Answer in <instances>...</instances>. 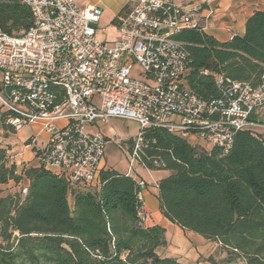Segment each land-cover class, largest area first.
<instances>
[{
  "label": "trees",
  "instance_id": "trees-1",
  "mask_svg": "<svg viewBox=\"0 0 264 264\" xmlns=\"http://www.w3.org/2000/svg\"><path fill=\"white\" fill-rule=\"evenodd\" d=\"M31 24L26 5L0 0L1 32L17 34ZM173 38L189 52L186 81L200 99L220 95L218 76L253 86L262 82L264 9L247 18L243 35L225 42L201 27L181 29ZM52 89L61 103L63 89ZM0 126L14 132L4 114ZM142 135L143 145L135 153L132 138L123 144H130L137 164L170 172L157 182L162 216L218 243L227 262L264 264V137L242 130L227 151H206L162 127L144 129ZM32 143L31 137L25 140ZM32 150L35 156L40 151ZM98 179L95 188L69 187L41 164L19 169L8 147L0 144V264H184L157 253L168 244L166 230L140 223L144 210L135 178L103 166ZM9 183L26 192L2 194L1 186Z\"/></svg>",
  "mask_w": 264,
  "mask_h": 264
},
{
  "label": "built area",
  "instance_id": "built-area-1",
  "mask_svg": "<svg viewBox=\"0 0 264 264\" xmlns=\"http://www.w3.org/2000/svg\"><path fill=\"white\" fill-rule=\"evenodd\" d=\"M19 1L30 9L32 24L17 34L0 31V114L14 132L42 124L47 141L37 162L69 187L98 186L107 138L90 127L111 117L138 124L134 153L147 128H165L206 151H227L238 131L257 135L264 128L259 120L264 76L256 86L218 76L221 93L209 100L188 87L189 52L173 35L200 27L203 9L206 16L213 14L204 8L205 0H135L116 18L113 41L96 36L102 14L98 6ZM54 86L65 93L61 103H56ZM137 181L140 191L145 189V181ZM152 220L140 214L143 226Z\"/></svg>",
  "mask_w": 264,
  "mask_h": 264
},
{
  "label": "crops",
  "instance_id": "crops-1",
  "mask_svg": "<svg viewBox=\"0 0 264 264\" xmlns=\"http://www.w3.org/2000/svg\"><path fill=\"white\" fill-rule=\"evenodd\" d=\"M135 0H118L117 2H101L103 6L102 14L96 25V36L99 40L113 41L118 36V31L115 26L114 19L118 17L122 7L126 4H132ZM176 4H181L183 0H172ZM206 6L214 10L213 14L206 16L203 9L199 16V26L209 35L213 36L220 42H225L230 39V35L241 36L245 30V22L247 18L256 10L264 9V0H205ZM78 6H98L97 4L90 3L89 0H74ZM99 7V6H98ZM100 25H104L101 26ZM97 122L92 127L91 131H100L107 139L108 136L103 133V126ZM264 137V131L258 133ZM30 136L34 137L31 145L25 144V140ZM47 141V132L43 129L41 123H33L25 125L17 132L4 131L0 126V144L3 147H8L11 160L15 162L19 169L23 165H38L35 152L32 146L41 149ZM106 161L104 160V163ZM107 164V163H106ZM139 172L135 174L127 173L136 180H144L146 183L145 189L140 191V198L142 200V207L144 212L148 213L155 219V222L149 225L158 224L165 228L166 237L168 241V248L173 243L174 235L182 233V230L165 219L159 211L157 193V182L160 178L167 176L170 172L167 170H149L142 165ZM147 176V178H145ZM193 234L191 232H187ZM194 235V234H193ZM196 238H202L199 235ZM165 247L157 249L160 256L175 257L184 264H189L188 261L180 255L174 253H163L160 250ZM167 249V248H166ZM195 260V258H194Z\"/></svg>",
  "mask_w": 264,
  "mask_h": 264
},
{
  "label": "rangeland",
  "instance_id": "rangeland-1",
  "mask_svg": "<svg viewBox=\"0 0 264 264\" xmlns=\"http://www.w3.org/2000/svg\"><path fill=\"white\" fill-rule=\"evenodd\" d=\"M103 1L112 3L118 0H89L90 3L97 4L99 7L103 6L101 3ZM101 26L104 25H100V27ZM259 120L264 124V107L259 114ZM100 124L103 126V133L108 136L107 143L104 147V160L106 161L104 166H110L120 173L135 174L139 172L140 167L128 151L130 144H123L125 139L135 137L138 124L133 120L117 117H111L107 122ZM260 130L264 131V128L262 127ZM145 178H147V176H145ZM1 189L2 194H6L9 191L21 190L22 186L15 187L12 183H9L1 186ZM69 203L72 205L70 197ZM154 222L155 219L152 220V223ZM187 232L189 231L182 230V233L174 235L173 243L171 242L169 248L167 244L165 249L160 251L163 253L180 255L182 258L186 259L189 264H244L242 260L235 262L225 261L224 257L226 254L221 251L218 243L205 240L204 238H196L197 236L195 235L197 234L193 233V235Z\"/></svg>",
  "mask_w": 264,
  "mask_h": 264
}]
</instances>
